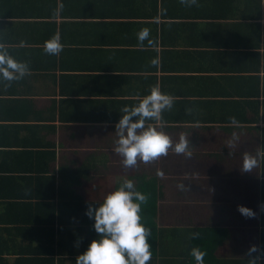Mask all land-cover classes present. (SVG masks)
I'll return each instance as SVG.
<instances>
[{"label": "crops", "instance_id": "0c3cea01", "mask_svg": "<svg viewBox=\"0 0 264 264\" xmlns=\"http://www.w3.org/2000/svg\"><path fill=\"white\" fill-rule=\"evenodd\" d=\"M57 3L0 0V42L31 68L0 83V264H76L97 238L88 204L120 178L149 194L141 215L159 264L195 246L205 264H264V161L240 169L245 152H264V0H63L54 16ZM55 32L53 56L43 45ZM156 83L177 97L164 131L189 135L193 155L125 168L115 125Z\"/></svg>", "mask_w": 264, "mask_h": 264}, {"label": "clouds", "instance_id": "9594fccd", "mask_svg": "<svg viewBox=\"0 0 264 264\" xmlns=\"http://www.w3.org/2000/svg\"><path fill=\"white\" fill-rule=\"evenodd\" d=\"M198 0H180L185 6L197 4ZM64 8L63 0H58L53 15H58ZM138 42L143 44L147 39L149 44V30L143 28L137 33ZM24 42H20L23 46ZM63 43L59 32H55L44 42L43 50L49 55H59L63 50ZM152 65L159 64L158 58H153ZM31 68L28 61L16 59L4 42H0V83L19 81L30 75ZM177 99L174 95L162 92L159 83L153 85L148 94L139 98L132 106L125 105L121 109L122 115L115 125L117 139L113 151L122 157L121 164L125 168H132L138 161L150 163L160 156L168 154L169 150L176 154H182L190 158L192 145L188 136L181 133L177 142L164 131L167 121L163 113L173 108ZM186 112L192 111L190 108ZM135 118V119H133ZM230 125L239 126L235 116L228 118ZM239 139L233 133L228 141L230 145ZM262 161L264 152H245L240 167L243 172H252ZM158 175H162L159 171ZM177 188L184 191L187 185L178 182ZM149 199V194L138 190L132 179L120 178L117 186L107 192L99 203L88 204L85 215L93 220L92 228L97 233V238L92 239L87 248L76 257V264H148L152 258V246L149 243L151 229L142 222V205ZM238 211L246 216L253 217L256 213L253 209L238 205ZM264 211V203L260 204ZM199 232L190 234L192 239L199 236ZM78 246V242L77 245ZM253 245L249 251H255ZM191 256L195 264H205L206 252L198 246L192 247ZM249 264H256L255 259L249 260Z\"/></svg>", "mask_w": 264, "mask_h": 264}, {"label": "trees", "instance_id": "16d2710c", "mask_svg": "<svg viewBox=\"0 0 264 264\" xmlns=\"http://www.w3.org/2000/svg\"><path fill=\"white\" fill-rule=\"evenodd\" d=\"M163 241V240H162ZM164 242V241H163ZM162 253H161V257L159 256H156L155 254L152 255L153 257L151 258L150 261H148V264H159V261L160 260L161 262L165 259L164 255H163V252H164V247L162 248ZM194 259V258H193ZM190 260L192 261L191 264H195V261L192 260V256H187L185 258H181L180 256L179 257H174L173 256V259L171 260V263L173 264H188L190 263ZM48 261V260H47Z\"/></svg>", "mask_w": 264, "mask_h": 264}]
</instances>
